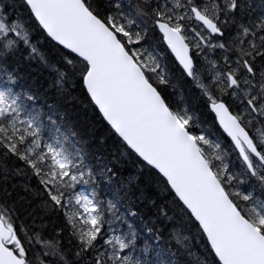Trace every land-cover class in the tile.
I'll list each match as a JSON object with an SVG mask.
<instances>
[{
    "label": "snow or ice",
    "instance_id": "obj_1",
    "mask_svg": "<svg viewBox=\"0 0 264 264\" xmlns=\"http://www.w3.org/2000/svg\"><path fill=\"white\" fill-rule=\"evenodd\" d=\"M26 3L47 34L76 54L83 64L81 80L104 118L131 150L166 178L198 222L219 262L264 264V198L241 192L237 185L242 181L229 171L221 144L203 131L195 134L193 117L187 109H174L166 102L158 89L168 80L158 71L156 56H145L147 49L129 47L144 39V18L149 17L231 137L243 174L255 177L264 189V122L256 118H264V18L252 27L241 24L230 47L224 42L213 43L212 37L224 36L222 28L240 7L239 0H144L148 11L137 6L133 12L145 25L144 35L133 30V26H139L137 19L119 11L101 18L90 0ZM114 6L119 10V3ZM257 31L262 33L259 43L248 40L244 47L245 38H255ZM10 33L29 44L24 26L6 23L0 15V41H4L5 49L18 43L9 38ZM217 48L225 51L223 67L210 61L211 76L204 83L197 75L193 56H199L204 49ZM31 51L35 53L37 49L32 47ZM258 57L262 61L259 68ZM66 62L74 64L73 60ZM226 98L238 100L242 111L233 114ZM19 99L11 89H0V148L5 155L12 154L30 167L54 205L73 209L68 220L79 233L77 257L96 250L103 209L95 191H73L80 183H90L91 170H81L77 156L58 141L42 143L38 116L21 119L24 109ZM254 122L260 126L255 127ZM86 175L89 179H84ZM14 217V209L0 203V264H29L18 235L24 230ZM129 236L130 239L112 236L105 240L112 251L97 252L95 264H131L130 256L120 254L134 243V234ZM34 238L50 248L52 255L59 253L58 242L42 241L38 234ZM27 239L31 242L33 237Z\"/></svg>",
    "mask_w": 264,
    "mask_h": 264
},
{
    "label": "trees",
    "instance_id": "obj_2",
    "mask_svg": "<svg viewBox=\"0 0 264 264\" xmlns=\"http://www.w3.org/2000/svg\"><path fill=\"white\" fill-rule=\"evenodd\" d=\"M248 1L249 5L245 0H239L240 7L227 18L222 28L224 37H216L217 42L231 47L241 24L252 27L264 18V0ZM90 3L101 18L119 11L137 19L133 15L137 6L148 11L144 0H90ZM117 3L119 10L114 6ZM242 6H248V11H242ZM0 9L6 23L22 24L29 35V44H24L10 33V38L18 41L12 49H5L4 41H0V68L6 72V85L19 96V102L28 114L38 116L36 124L41 129L42 143L58 141L77 156L81 170L86 173L91 170L90 183L80 184L84 185L86 193L95 191L103 209L101 230L105 232V227L111 226L116 232H125L129 239V234L133 233L135 250L141 254L154 252L162 264H221L198 223L166 180L138 158L105 122L81 80L83 64L43 32L24 0H0ZM144 19L147 20L146 35L145 25L139 19V26H133V30L144 35L139 45L154 48L157 53L158 71L168 80L158 90L170 107L187 109L193 117L195 134L203 131L207 137L217 139L242 167L230 141L218 127L207 98L176 63L152 20ZM261 34L257 31L255 38H245L244 47L248 40L256 39L259 43ZM133 45L129 47L133 48ZM32 47L37 49L35 53L31 51ZM210 54L222 61L225 51L219 48L206 51L207 56ZM229 55H232L231 51ZM67 60H73L74 64L69 65ZM195 63L200 74L204 67L196 58ZM261 63L258 57V68ZM205 82H208L206 77ZM226 102L231 104L232 99L226 98ZM240 107L239 103L231 104L236 113L240 112ZM242 177L248 180L244 186L246 191L256 190L264 197L257 179L244 174ZM84 179L89 177L86 175ZM0 203L14 209L16 224L24 230L18 231V235L29 264H95L97 252L107 249L110 254L112 251L100 234L96 250L77 257L81 247L79 233L68 220L73 209L54 205L40 178L24 161L12 154L5 155L3 148H0ZM110 215L118 217L113 224L108 222ZM35 234L42 241L58 242L59 253L52 255L50 248L35 240ZM27 237H33L32 241L29 242ZM139 240H142L141 246Z\"/></svg>",
    "mask_w": 264,
    "mask_h": 264
},
{
    "label": "rangeland",
    "instance_id": "obj_3",
    "mask_svg": "<svg viewBox=\"0 0 264 264\" xmlns=\"http://www.w3.org/2000/svg\"><path fill=\"white\" fill-rule=\"evenodd\" d=\"M246 1V3L249 5V1L248 0H245ZM248 6H242L241 7V10L242 11H244V12H247L248 11V8H247ZM0 15H2L1 14V11H0ZM249 16H251L250 14H249ZM223 19V18H222ZM193 26H195V24L193 25ZM200 29L199 28H197V31H199ZM202 34H204V33H202ZM237 35V34H236ZM235 35V36H236ZM233 36V35H232ZM9 38H10V36H9ZM212 41H213V43H217V41H215L213 38H212ZM133 48H143V49H147V52L145 53V56H147L148 55V53H151L153 56H156V58H157V53H156V51L154 50V48H150V47H147V46H142V45H137V46H134L133 45ZM218 49V48H217ZM195 51V50H194ZM206 51H210L209 49H204L203 51H201V52H199V56H197V58H198V60H199V62L201 63V65H202V67H204V69H200L201 70V73L199 74V73H197V75H199L200 77H201V79H202V81L204 82V83H206L205 82V77L209 80L210 79V76H211V72H210V69H211V64L209 63L210 61H213V60H215V61H217V64H218V66L219 67H221V64H223V58H222V61H219V59L217 58V57H215V56H213L212 54H210L209 56H207L206 55ZM157 60H158V58H157ZM222 67H223V65H222ZM6 72H2V69L0 68V89H4V90H7V89H9L8 88V86L6 85V84H8V78H7V75L5 74ZM201 74L203 75V76H201ZM239 103V101L238 100H236L235 98H232V103ZM241 106V105H240ZM181 107H183V106H181ZM181 107H178L179 109H181ZM241 109H240V112L242 111V106L240 107ZM24 109V108H23ZM183 109V108H182ZM30 114H28L25 110L21 113V119H26V118H28V116H29ZM254 116L256 115V114H253ZM251 117H249V118H247V119H250ZM257 118V120H260V121H262V122H264V118H260L259 116H257L256 117ZM254 125H255V127H259L260 126V124L259 123H255L254 122ZM45 127H46V125H45ZM199 129H200V127H198ZM198 134V133H197ZM209 138V137H208ZM210 139H212V140H214V141H216V142H219V141H217V139H213V138H210ZM221 144V143H220ZM220 151L222 152V153H226V155H225V162L226 163H228L229 164V171L230 172H232V173H234V174H238V179L240 180V181H242V183H240V184H238L237 186H238V188H239V190L241 191V192H249L248 190L246 191V189H245V187L244 186H246L245 184H246V181L244 180V178L242 177V174H243V172H242V167H241V165L236 161V159L233 157V155H232V152L229 150V149H227L225 146H223V144H221V149H220ZM70 152V151H69ZM77 164H78V161H77ZM240 169H241V171H240ZM233 183L235 184L236 183V181H233ZM76 191L75 192H79L78 191V189H79V184L78 185H76ZM264 190V189H263ZM74 191V190H73ZM250 192H253V194L255 195V196H257V197H261V198H264V197H262V195L261 194H259V192H257L256 190H252L251 189V191ZM118 219V217H115V216H112V215H110L109 217H108V222H110L111 224H113L116 220ZM111 226H109V227H105V232H103L102 230H101V235L102 236H104V239L105 240H107V239H109V238H111L112 236H121V237H125V238H128L129 239V237H126V235H125V232L123 233L122 231L120 232H116V230H112L111 228H110ZM115 227H117V226H115ZM117 228H120V227H117ZM138 244L141 246L142 245V240L140 241L139 240V242H138ZM121 254V256H124V255H127V256H130L131 257V264H137V262H139V264H162L163 263V261L160 259V257L157 255L156 256V254L154 253V252H152V251H149V252H144L143 254H141V253H139V252H137L136 250H135V248H134V246L131 244L130 245V247L128 248V249H125V250H123V252L122 253H120ZM139 256V257H138Z\"/></svg>",
    "mask_w": 264,
    "mask_h": 264
},
{
    "label": "water",
    "instance_id": "obj_4",
    "mask_svg": "<svg viewBox=\"0 0 264 264\" xmlns=\"http://www.w3.org/2000/svg\"><path fill=\"white\" fill-rule=\"evenodd\" d=\"M25 2H26V0H25ZM27 4V3H26ZM28 5V4H27ZM29 6V5H28ZM29 8H30V6H29ZM31 10V9H30ZM33 14V13H32ZM33 16H34V14H33ZM35 17V16H34ZM36 19V18H35ZM36 21L39 23V21L36 19ZM40 25V24H39ZM41 26V25H40ZM41 28L43 29V27L41 26ZM44 30V32L47 34V31L45 30V29H43ZM159 30V29H158ZM160 32V31H159ZM162 35H163V33L162 32H160ZM48 35V34H47ZM48 37L51 39V40H53L55 43H57L59 46H61L62 48H64V49H66L63 45H60L59 44V42L58 41H55L52 37H50L49 35H48ZM164 42H165V44H166V46H167V48L169 49V51L171 52V54L174 56V58L176 59V61L178 62V64L182 67V65L179 63V60H178V58L175 56V53H173L172 52V50H171V48L168 46V44H167V41L164 39ZM67 51H69L70 53H71V50H69V49H66ZM73 55H75L76 56V54H74V53H72ZM85 88H86V86H85ZM86 91H87V89H86ZM87 93H88V91H87ZM89 94V93H88ZM89 96H90V94H89ZM90 98H91V96H90ZM91 100H92V102L94 103V105H95V107L98 109V111L100 112V114L102 115V117L104 118V116H103V114H102V112L99 110V107H98V105H96L95 104V101L91 98ZM214 113V112H213ZM214 115H215V113H214ZM215 117H216V115H215ZM216 119H217V122H218V124H219V120H218V118L216 117ZM104 120L109 124V126L111 127V125H110V123L106 120V118H104ZM219 126L221 127V129L223 130V128H222V126L219 124ZM112 128V127H111ZM113 129V128H112ZM114 130V129H113ZM115 131V130H114ZM224 131V130H223ZM116 133V132H115ZM226 133V132H225ZM117 135H118V133H116ZM227 134V133H226ZM119 136V135H118ZM121 138V137H120ZM231 138V137H230ZM122 139V138H121ZM125 144H126V142H125ZM134 153H135V151L134 150H132ZM143 162H145L146 164H147V162L146 161H144L143 160V158L142 157H140L137 153H135ZM149 166H151V165H149ZM153 169H155L153 166H151ZM158 173H159V170L158 169H155ZM161 174V173H160ZM162 175V174H161ZM163 176V175H162ZM166 179V178H165ZM170 186V185H169ZM173 192H174V190H173ZM174 194H175V192H174ZM177 197V196H176ZM178 198V197H177ZM179 199V198H178ZM180 201V200H179ZM182 204H183V202L182 201H180ZM185 208H186V206H185ZM194 218V217H193ZM195 220V219H194ZM197 222V221H196ZM198 223V222H197ZM206 236V235H205ZM207 238V237H206ZM210 244V243H209ZM217 259H218V257H217ZM219 260V259H218ZM221 263V262H220Z\"/></svg>",
    "mask_w": 264,
    "mask_h": 264
}]
</instances>
